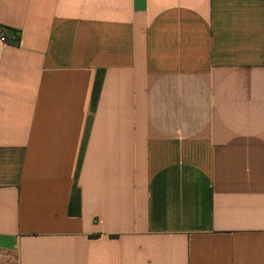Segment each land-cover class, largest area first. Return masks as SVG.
<instances>
[{"label": "crops", "instance_id": "obj_1", "mask_svg": "<svg viewBox=\"0 0 264 264\" xmlns=\"http://www.w3.org/2000/svg\"><path fill=\"white\" fill-rule=\"evenodd\" d=\"M0 26V264H264V0H0Z\"/></svg>", "mask_w": 264, "mask_h": 264}, {"label": "trees", "instance_id": "obj_2", "mask_svg": "<svg viewBox=\"0 0 264 264\" xmlns=\"http://www.w3.org/2000/svg\"><path fill=\"white\" fill-rule=\"evenodd\" d=\"M103 74H104V71L99 70L96 76V79H95V84H94V88L92 92V110L95 109L97 101H98V97L100 94V89H101L102 81H103ZM80 164H81V157L78 162V168H77V172L75 175V182L73 185L70 203L68 207V213L70 216H80L81 214V194H80V189L77 186V177H78V173L80 169Z\"/></svg>", "mask_w": 264, "mask_h": 264}, {"label": "built area", "instance_id": "obj_3", "mask_svg": "<svg viewBox=\"0 0 264 264\" xmlns=\"http://www.w3.org/2000/svg\"><path fill=\"white\" fill-rule=\"evenodd\" d=\"M0 41H1L2 43H7V42H9V40H8L6 34H5V28L2 27V26H0Z\"/></svg>", "mask_w": 264, "mask_h": 264}]
</instances>
